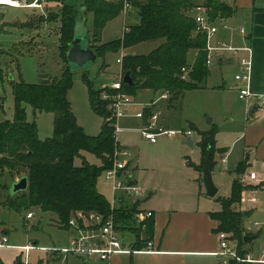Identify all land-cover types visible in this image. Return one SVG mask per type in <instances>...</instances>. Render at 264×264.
I'll list each match as a JSON object with an SVG mask.
<instances>
[{
    "label": "trees",
    "instance_id": "16d2710c",
    "mask_svg": "<svg viewBox=\"0 0 264 264\" xmlns=\"http://www.w3.org/2000/svg\"><path fill=\"white\" fill-rule=\"evenodd\" d=\"M135 10V23L127 26L121 39L90 47L101 58L106 52H118L144 42L161 40L162 43L147 55H124L122 58L123 74L129 72L133 84L122 89L136 97L140 90H151L155 94L168 92L170 101L180 98L186 91L203 86L208 76L205 64V36L195 33V23L190 14L196 7L194 0H129ZM59 5L58 11L50 15L49 22H58V50L63 63L67 66L66 53L74 36L80 9L93 18L94 42L100 39L105 25L120 16L122 0H47ZM203 7L207 9L212 22L217 14H229L230 10L222 0H206ZM42 21V18L40 19ZM196 50L197 55L192 67L187 64V54ZM182 68L187 70L186 79H182ZM68 66L59 78L46 84H12L13 119L0 121V179H10L6 192L11 185L25 177L27 188L24 191L7 195V207L14 212L38 209L56 215L57 224L64 228L70 215L77 211L97 212L109 215V202L98 192L97 180L103 172L112 167L114 153L118 143L114 138L115 121L109 109L110 101L101 97L103 92L112 93L107 88L94 89L92 82L83 74L89 95V102L95 114L102 118L101 132L98 136H87L76 124L66 98L71 83ZM9 80H11L8 77ZM3 100L0 98V109ZM34 113L44 112L53 115V134L51 138L40 140L35 124L26 120V108ZM144 113V118L148 116ZM215 130L202 133L199 147L203 160L211 153V169ZM82 152H89L101 160V166L89 165L84 159L80 166L74 161ZM244 172L243 164L236 170L239 177ZM247 187L239 178L232 183L231 195L219 198L221 210L211 213V218L218 223L216 234H231L236 241L237 255L245 257L244 238L254 235L244 233L242 220L250 215L231 210L239 202L240 194ZM7 205V206H6ZM28 213V212H27ZM136 209L123 206L115 212L117 228L133 230L131 225ZM147 235H151L152 221L145 223ZM139 230V229H137ZM137 230L133 232L137 233ZM138 239V233H137ZM139 249L142 248L139 240ZM145 246V245H144ZM38 264H41L38 263ZM230 264H254L247 262Z\"/></svg>",
    "mask_w": 264,
    "mask_h": 264
},
{
    "label": "rangeland",
    "instance_id": "374dc122",
    "mask_svg": "<svg viewBox=\"0 0 264 264\" xmlns=\"http://www.w3.org/2000/svg\"><path fill=\"white\" fill-rule=\"evenodd\" d=\"M40 3L42 4L40 8L33 9H15L7 6H0V98L3 100L2 109H0V121H10L13 119L12 84L17 82H24L26 84H45L54 78H59L65 67L68 66L63 63L58 50L59 23L48 21L51 13L58 11L59 5L47 2V0ZM130 15L131 17L126 18V20L120 15L109 21L103 28L97 43L94 42L92 37L93 18L91 14H88L85 19L78 16L77 24L81 22L84 24V28L88 32L89 45L94 48L95 45L98 46L116 39H121L123 36V27L136 21L134 9L131 10ZM41 18L42 21H40ZM34 31H40V34L35 35ZM77 33H81L79 27L77 28ZM161 43V40L144 42L123 51L106 52L103 57L97 58L93 63H90L82 70L76 69L73 66L70 67L72 71L71 83L66 98L76 124L82 128L87 136H98L101 132L103 120L100 116L95 114L91 108L88 89L83 79V74L92 82L95 90L100 89L103 82L108 83L113 79V74H115L116 71H120V65L116 63V59L121 55H147ZM189 55L191 56L192 53L190 52ZM211 68H214L215 77L207 80L206 86L208 92L185 93L182 98L180 97L174 100L171 109H165L159 112V123L160 119L164 118L165 122L171 126L170 129L184 132L191 131L193 133L190 139L194 142V145L191 147L183 146V149L188 152L191 158L200 156L198 144L201 139V134L212 130H215L214 141L218 143L217 147L223 146L222 144H226L227 147H230V142H232L233 138L236 136L239 128L236 123L234 124L224 120V118L227 117L225 113L230 110L231 114L238 119L242 117L243 113L242 108L239 107V103L236 101L235 94H232L228 88L230 83L233 82L236 74L235 70L231 67H227L222 74L223 69L219 68L217 63H214ZM121 71L123 73L122 69ZM221 74L225 76L224 78L227 81L223 83L224 85L221 84ZM8 77L12 79L9 80ZM104 88L106 87H102L101 89ZM146 101V94L137 93L134 105L125 110V115L127 117H134L136 113L142 112L143 108H141V105ZM25 111L26 120L36 126L38 138L42 141L51 138L53 134V115L44 112L34 113L30 107H27ZM205 111L208 112L204 113ZM188 118H192V120H189V123L186 122ZM121 120L122 119L118 120L116 123V127L120 129V131L118 130V133L115 134L116 142H118L121 147L125 146L127 148L125 149L129 153L128 157L121 158V160L130 162L133 158L138 156L139 168H143L144 164L148 166L150 164L153 166V171L157 170L154 176L168 177L172 180L175 179L177 174L181 173V161L179 160L180 152L174 148L172 142L181 141V143H183L185 138L181 136H177L174 139L160 137L157 139L156 144L152 145L144 140L140 134L143 125L140 127L135 124L126 125L123 124ZM241 145L242 142H238L235 148L238 150ZM154 146L159 147L153 148ZM83 159L89 165L96 167L101 166V160L89 152H82L81 157L76 158L74 164L80 166ZM222 170L223 167L220 157L212 167L214 185L218 187L217 184H219L220 186L217 197L210 200L213 203L212 207L215 211L221 210L219 198L222 196L228 198L231 195L232 186L231 182L227 180V176L230 175L231 178L235 177L233 172L234 168L231 169L230 174H226ZM125 173L128 174L126 170ZM9 183L10 179L7 176L0 179V203H3V205L6 204L7 195L13 194L11 191L6 192ZM96 186L101 195L109 201L110 185L105 181L103 175L98 178ZM253 194L252 196H254L258 202H264L262 196L257 195V193ZM166 197H168L167 194H165L163 198L164 201ZM258 209V211H254L252 215L250 214V216L242 220L244 233L253 235L252 231H259L260 229L264 231V212L260 213V211H264V205ZM231 210L245 213L251 210V208L242 204L239 200V202L231 206ZM27 212H33L34 217L26 224L27 220L25 216ZM55 218V214L42 212L38 209L29 211L23 210L17 213L0 205V232L4 229L3 227H6V230L10 233L8 237L10 244L14 246L25 245V243L29 241V238H37L39 239L40 246H48L51 244V239L53 237L54 240L57 236L63 240V238L67 236L65 231L61 229L58 230L52 226ZM254 223H257L258 227H254ZM13 232L16 233L12 234ZM228 235L231 239V234ZM123 236L127 242L128 239L132 238V234L128 232H124ZM231 241V248L235 251L237 249V243L233 239H231ZM253 244L256 248L260 249L264 245L263 239L259 237L253 239ZM60 245H62V243ZM250 247L253 250V246L250 245ZM251 249L249 250L251 254L248 251L245 252L246 255H250L254 258ZM11 254L13 253H10L9 257H11ZM44 255L45 253L32 251L29 255V263L35 264L37 257H44ZM68 264L77 263L72 259H68Z\"/></svg>",
    "mask_w": 264,
    "mask_h": 264
},
{
    "label": "crops",
    "instance_id": "0c3cea01",
    "mask_svg": "<svg viewBox=\"0 0 264 264\" xmlns=\"http://www.w3.org/2000/svg\"><path fill=\"white\" fill-rule=\"evenodd\" d=\"M205 1L206 0H194V3L196 6H203ZM222 1L224 5L229 8L230 12L227 15H220L218 13L216 18L212 21L219 26L216 35L212 39V45L217 46V43L223 42L226 45L240 47L245 44L246 41L252 50V67L249 85L250 91L252 93L264 94V11L262 10L264 0ZM207 13L208 11L206 9V15ZM207 17L209 18L208 15ZM224 25H226L225 28ZM240 27H245L246 36L241 37L238 32ZM39 32L40 31H37L34 34L39 35ZM190 52L192 53L191 56L189 55ZM196 55V50H190L188 52L187 64L189 67H192ZM241 55L242 53L235 54L229 51H216L214 53L213 62L217 63L218 67L223 69L222 74L227 67L233 68L235 73H237L238 58ZM213 62L207 67L208 76L204 81L203 86L186 91V94L189 92H208L206 86L207 80L215 77L214 68H211L214 64ZM121 69L122 66L120 67V71ZM120 71H116V73L113 74V79L108 83L103 82L101 88L108 86L113 80L117 79ZM222 74L220 76L221 84L227 82L224 78L225 76H222ZM236 86L241 85L237 84L233 79V82L230 83L228 88L232 94H235L236 101L239 103V107L243 110L242 117L238 119L231 114L230 110H228L225 113L227 114V117H225L224 120L226 122L236 123L239 130L232 142H230V147H227L226 144L217 147L218 143L214 141L216 151L213 155V165L214 163L216 164L218 158H222L224 155L226 156L227 168L222 171L226 174H230L231 169L234 168L233 172L235 177L231 178L230 175L227 176V180L231 182V186L233 181L237 178H239L241 182V175L239 177L236 175V170L240 164H243L244 166V172L242 174H247L249 172L257 174L258 172L257 175L261 182L259 184L250 182L247 185V191L251 196L254 195L253 193H257V195L262 196L264 199V182H262V180H264V108L259 107L252 99L243 101L239 100L237 97ZM138 93L146 94L147 101L141 105V108H143L144 113L147 111L149 112L148 109H145V105L151 103L158 94H155L151 90H140ZM183 96L184 95H182L181 98ZM173 102L174 101H170L169 98L168 101H160L151 108L158 109L159 112L164 111L165 109L169 110L173 107ZM206 112L208 111H205L204 113ZM126 117L127 116L123 117L124 119L122 118L121 120L122 123L126 125L135 124L140 127L145 121V118L141 120L135 117ZM189 120H192V118H188L186 122L189 123ZM160 123L167 128H171V126L165 122L164 118L160 119ZM189 139L190 138H185L183 143H181V141L172 142L174 148L180 152L179 160L181 161L180 166L182 168L181 173L177 174L173 180L168 177L154 176V174L157 173V170L153 171V166L150 164L149 166L144 164L143 168H139L138 156L133 158L130 162H127L125 170L128 172L127 175L131 184L138 187L139 194L136 199L130 198L123 204V206L134 207L136 209V214H134L131 225L129 226L133 230H121L120 235L122 237L124 249L133 250L135 253L116 254L106 264H217L219 262V257L216 256L219 247L215 232L218 223L211 218L210 214L219 212L220 210L215 211L212 207L213 203L210 200L217 197L220 191V186L217 184L218 192L215 197L208 198L205 196V191L201 182V169L204 162L202 152L200 149V156L191 158L188 152L183 149V146L191 147L194 145V142ZM238 142H242V145L240 149L237 150L235 146ZM118 146L121 147L119 143ZM158 147L159 146H154L153 148ZM121 148L126 147L124 146ZM213 174L212 171V175ZM165 194H167L168 197H166L164 201L163 198ZM111 197L112 193L110 190L109 201L111 200ZM221 198H225V196H222ZM263 205L264 202L260 203L257 200V203L253 207H250V214L252 215L254 211H258V208ZM144 211L151 212L152 216L150 218L139 219L138 221V219L135 218V215ZM263 212L264 211H260V213ZM150 220L153 225L152 232L151 235H147L145 231V223ZM28 221L29 220L26 221V224ZM52 226L58 230L61 229L64 231V229L57 224L56 218L53 221ZM254 227H258V225ZM3 228L4 229L0 232V236L6 235L8 238L10 233L6 230V227ZM134 230H137L138 239L136 237L137 233L133 232ZM124 232L132 234V238L128 239V242L124 239ZM14 233L16 232H13L12 234ZM252 234L255 237L250 238V240L244 244L243 249L249 252L251 249L250 245H252L253 250H251L253 252H251L254 254V257H258L260 249L254 246L253 239H257L258 237L262 238L264 243V231L261 229L259 231L255 230L252 231ZM57 237H55L54 240V237L52 238L51 236L53 240L51 239V244L48 246H40L39 239L37 238H29V241H27L25 245L30 243L41 248L53 246L61 247L66 244L68 233L63 240ZM138 240L140 244L143 245L140 250L145 248L144 245H146V243H152L151 252H139L140 250H137L139 249V245L136 244ZM61 243L62 245H60ZM32 251L45 253L44 257H37L35 264L40 262L41 264H50L52 262L51 257L45 251L34 249L31 250L30 253ZM10 253H13L11 254L12 258L9 257ZM21 256L22 253L18 249H0V264H21ZM69 259H72L77 264H83L78 259Z\"/></svg>",
    "mask_w": 264,
    "mask_h": 264
},
{
    "label": "built area",
    "instance_id": "2783aa9c",
    "mask_svg": "<svg viewBox=\"0 0 264 264\" xmlns=\"http://www.w3.org/2000/svg\"><path fill=\"white\" fill-rule=\"evenodd\" d=\"M44 0H8L7 3H2L0 6H7L10 8H40ZM131 3L129 0H122L121 16L124 20L131 17ZM264 11V6L262 8ZM192 19L195 23V33L203 34L205 36V48L206 60L205 64L209 67L213 62L214 53L216 51H229L232 53H242L238 58V72L234 76V81L241 86H236L238 91V99L248 100L252 99L256 104L264 108V94L252 93L250 91V74L252 67L251 54L252 50L250 45L245 41L240 47H234L226 45L223 42L217 43V46L212 45V39L216 35L219 26L209 20L206 15V9L203 6H196L190 12ZM226 25H224L225 28ZM127 26L123 27V33L127 31ZM241 37L246 36L245 27L238 29ZM123 51V50H120ZM121 55L116 63L122 66ZM182 79H186L187 70L182 68ZM123 73L120 71L117 79L113 80L106 88L112 93L106 91L101 94L102 99L109 100V109L112 117L115 121L114 138L118 133L116 123L118 120L125 117V110L134 105L135 97L129 95L122 89ZM170 94L168 92H162L149 104L145 105V109L149 110L148 116L144 121L140 134L142 138L149 143H156L160 137H166L169 139L181 136L183 138H190L192 132L177 131L170 128H165L159 123L160 113L158 109H152L160 101H168ZM135 118L143 120L144 111L138 112L134 115ZM129 153L125 148L117 147L114 153V159L112 167L103 172L105 181L109 183L112 193L111 200L109 201V215L104 216L97 212L84 213L82 211L74 212L68 218L64 225V231L68 233V240L64 246H53L50 248L36 247L30 243L24 246H14L9 243L6 235L0 236V249L10 248L18 249L21 251L22 256L20 258L21 264H29V253L31 250L37 249L45 251L51 257L52 262L50 264H67L69 258H75L80 260L83 264H106L116 254L119 253H135L133 250H127L123 247L122 237L120 231L117 228L115 220V212L118 208L123 207L126 200L133 198L136 199L139 194L137 186L131 184L128 175L125 173L127 162L121 160V158L128 157ZM223 169L227 168L226 157L221 158ZM241 183L246 187L251 182L259 184L258 175L254 172L242 174L240 176ZM264 182V180H262ZM248 189L241 192L240 202L246 206L253 207L257 203V199L251 196ZM125 206V205H124ZM152 216L151 212H142L135 215V218L145 219ZM34 217L33 212H28L25 216L26 220H30ZM254 223V226H257ZM219 251L216 256L219 257L218 264H230V262H247L254 264H264V245L259 250L258 257H251L245 255L241 258L237 255V251L231 248V239L225 232H219L216 234ZM152 243L148 242L145 248L139 252H151Z\"/></svg>",
    "mask_w": 264,
    "mask_h": 264
},
{
    "label": "water",
    "instance_id": "95a60500",
    "mask_svg": "<svg viewBox=\"0 0 264 264\" xmlns=\"http://www.w3.org/2000/svg\"><path fill=\"white\" fill-rule=\"evenodd\" d=\"M82 19L86 18V12L84 8L80 9ZM81 29V33H77V28ZM68 51L66 53V60L68 68L73 66L76 69H85L90 63H93L97 59V55L89 48L87 30L84 28V24H76L74 28V36L72 41L68 45ZM12 79L11 77H9ZM123 83L126 86H131L133 84L129 72L124 73L122 78ZM190 140V139H189ZM192 144V143H190ZM201 182L205 191V196L208 198H213L218 192L217 187L214 185L211 173V153L208 152L201 169ZM27 188V179L25 177L20 178L11 185L10 191L12 193H17L24 191ZM249 238H244V243H247Z\"/></svg>",
    "mask_w": 264,
    "mask_h": 264
},
{
    "label": "bare ground",
    "instance_id": "6f19581e",
    "mask_svg": "<svg viewBox=\"0 0 264 264\" xmlns=\"http://www.w3.org/2000/svg\"><path fill=\"white\" fill-rule=\"evenodd\" d=\"M8 0H0V4L7 3Z\"/></svg>",
    "mask_w": 264,
    "mask_h": 264
}]
</instances>
